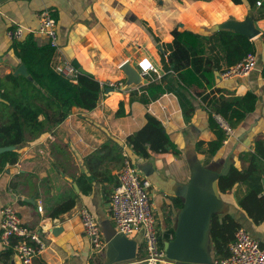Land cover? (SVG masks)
<instances>
[{
  "label": "crops",
  "instance_id": "0c3cea01",
  "mask_svg": "<svg viewBox=\"0 0 264 264\" xmlns=\"http://www.w3.org/2000/svg\"><path fill=\"white\" fill-rule=\"evenodd\" d=\"M156 1L160 6H155ZM196 1L202 2L190 0L193 4ZM165 2L167 4L169 0H6L0 4V77L10 72L15 75L26 72L11 48L12 40L7 37L6 29L15 25L37 29L36 14L47 8L56 19L58 48L54 62L76 59L86 72L106 87L113 88H104L95 109L74 107L57 127L16 147L18 160L1 172L0 209L5 203H11L22 222L41 230L45 241V248L33 258L32 264H144L142 233L131 236L118 233L111 218L110 195L117 184L116 172L122 165V157L104 158L95 169V180L88 193H82L75 182L80 173L88 174L85 158L109 138L122 147L121 151L129 155L150 181L151 201L163 247L176 238L181 240L177 253L185 260L172 258V263L160 264H203L196 260L205 257L213 261L216 257L210 236L212 209H205L210 201L212 203V197L190 189L188 185L197 170L211 173L223 171L229 164L240 167V153L253 151L256 139H264V78L261 73L264 18L254 20V10L231 0H220L221 6L216 7L219 10L210 13V19L216 22L225 21L230 15L236 22L251 17L259 29V34L251 39L255 42L257 65L246 75L228 79L219 77L222 68L215 74L212 87L199 91L208 97L242 96L249 91L257 96V101L254 110L233 128L232 134L225 136L223 144L205 163V154L198 152L195 145L203 141V147H206L214 133L208 126L207 105L201 97L189 96L194 112L187 123L172 93H165L144 104L137 99L139 91L134 100H129L130 92L139 90L148 82L147 76L150 78L155 74H140L136 64L140 58L148 57L157 66L158 76L156 74L154 81H159L163 74L160 54L163 53L167 59L169 51L166 44L171 41L170 31L175 26L197 31L206 38L212 31L205 32L203 27L195 29L185 21L178 23L177 20L183 18L184 6L168 9L163 7ZM198 23L202 24L201 21ZM34 37L38 44L46 43L45 36L34 32ZM124 63L140 75L137 81L127 79L121 69ZM119 101H123L124 114L116 116ZM147 112L162 122L180 150L179 154L161 152L143 158L127 145V135L142 127ZM262 183L264 185V179ZM240 187L244 190V186ZM236 188L234 185L226 192H219L216 184L213 197H217L215 203L219 209L213 212L230 213L241 227L264 244V221L260 224L252 222L238 204ZM72 198L74 204L70 209H58ZM189 198L195 199L196 205L190 209L188 220L183 223V207ZM81 208L95 215L104 243L100 252L92 248L83 233L79 216ZM55 212L59 213L55 215ZM198 237L200 241L196 243ZM0 264L22 263L0 242Z\"/></svg>",
  "mask_w": 264,
  "mask_h": 264
},
{
  "label": "trees",
  "instance_id": "16d2710c",
  "mask_svg": "<svg viewBox=\"0 0 264 264\" xmlns=\"http://www.w3.org/2000/svg\"><path fill=\"white\" fill-rule=\"evenodd\" d=\"M231 1L254 10V20L264 18V0ZM257 1L260 5H256ZM170 33L171 41L166 44L169 51L167 59L163 53L160 54L163 74L159 81H154L156 74L150 78L147 76L148 82L139 90H132L129 100H134L139 91L137 99L144 104L165 93H172L187 123L194 112L189 96L201 97L207 105L208 126L214 138L207 142L206 147H203V141L196 142L195 149L205 154V163H208L225 139V133L215 121L214 114H221L234 128L247 113L254 110L257 96L248 91L242 96L208 97L199 89L211 88L215 74L222 68L237 63L249 52H255V42L240 32L228 29L212 30L209 38L197 31L179 29L178 26ZM11 48L20 64L25 66L29 77L12 72L0 77V147H13L0 151V172L18 160L16 147L57 127L72 108L95 109L106 87L88 72L78 73L75 83L58 74L54 62L56 48L49 43L38 44L34 33L27 32L22 39L12 41ZM261 73L264 78V61ZM123 112V101H119L115 115L121 116ZM126 143L143 158L150 157L152 153H180L162 122L148 112L144 114L142 127L127 135ZM121 149L118 143L109 138L85 158L88 174L80 173L75 179L82 193L92 189L95 169L104 158H121ZM239 158L241 166L229 164L225 173L218 177L217 188L219 192H226L237 185L239 206L254 224H260L264 221V139L257 138L254 150L241 152ZM240 186H244V190ZM73 204L72 198L58 209L67 210ZM238 227H241L240 223L230 213H212L210 236L216 257L227 254L228 243Z\"/></svg>",
  "mask_w": 264,
  "mask_h": 264
},
{
  "label": "built area",
  "instance_id": "2783aa9c",
  "mask_svg": "<svg viewBox=\"0 0 264 264\" xmlns=\"http://www.w3.org/2000/svg\"><path fill=\"white\" fill-rule=\"evenodd\" d=\"M256 5H260L257 1ZM37 29H27L21 25L6 29L7 37L12 41L23 38L28 32L38 33L46 38L54 48H58L56 19L50 9H42L36 14ZM137 68L142 75L155 73L158 68L148 57L137 61ZM257 65L254 52L247 53L237 63L225 67L220 71L221 79L248 74ZM55 71L75 83L78 69L70 61H63L55 65ZM215 121L224 131L225 136L233 133V128L221 114H214ZM117 184L110 195L111 218L118 233L131 236L142 233L145 247L144 264L172 263L160 241V228L153 210L150 181L143 176L134 165L129 155L122 152V165L116 172ZM1 181V172H0ZM79 216L83 233L89 239L92 248L97 252L103 249L104 243L95 215L85 208H81ZM0 242L5 249L22 263L32 264L46 244L41 230L25 225L18 212L11 203H5L0 209ZM211 264H264V244L260 243L244 227H238L233 239L228 243L227 254L215 257Z\"/></svg>",
  "mask_w": 264,
  "mask_h": 264
},
{
  "label": "water",
  "instance_id": "95a60500",
  "mask_svg": "<svg viewBox=\"0 0 264 264\" xmlns=\"http://www.w3.org/2000/svg\"><path fill=\"white\" fill-rule=\"evenodd\" d=\"M6 0H0V4L2 2H4ZM226 25H221V23H216L212 26V30H218V29H228V30H233V31H237L240 32L244 35H246L249 39L254 38L257 34H259V29H257L253 22L251 17H246L245 20L243 22H236L234 20H229L225 22ZM157 48L159 49V51H161L160 49V45H157ZM72 64L75 65L78 69L79 73H86V71L79 66L78 62L76 61V59H73ZM23 65V64H22ZM26 69V68H25ZM121 69L125 72L127 79H129V81H137L138 78L140 77V75L131 67L128 66V63H124L121 66ZM18 74H23V73H18ZM23 75H26L29 77V75L27 74V72H25ZM106 90H112V87H105ZM12 146L9 147H0V151L6 150V149H12ZM225 167L223 169V171H217V172H206L203 170H197L193 176L190 179V183L188 185V187L190 189H195L197 191H200V193H204L205 195H210L212 197V203L210 201V203L208 204V206H206L205 209H212L210 211V219H211V215L212 213H214L213 211H215L216 209H219L217 206V203H215V197H213L215 194V189H216V182L217 179L220 175H223L226 171ZM187 195H185L184 197H186ZM217 198V197H216ZM187 200V197H186ZM206 201L208 202L209 199L206 198ZM196 205V200L195 199H188V201H186L184 203V215H183V223H186V221L188 220L189 217V212L190 209H194V206ZM209 229V227H208ZM205 230V227L202 229V232ZM200 237H198L197 240H195V242H199ZM199 240V241H198ZM180 242L181 240H179L178 238H176L174 241L171 242H167V244H164V249H166L167 251V256L169 258H177L179 260H185V257L178 255L177 250L180 247ZM193 242V243H195ZM192 242H190L191 244ZM193 245L191 246V249H193ZM197 262L203 263V264H211L212 260L209 261L208 259H206L205 257L200 258L199 260H196Z\"/></svg>",
  "mask_w": 264,
  "mask_h": 264
},
{
  "label": "rangeland",
  "instance_id": "374dc122",
  "mask_svg": "<svg viewBox=\"0 0 264 264\" xmlns=\"http://www.w3.org/2000/svg\"><path fill=\"white\" fill-rule=\"evenodd\" d=\"M177 1H179L181 3L182 2H185V3L184 4H177L176 2L174 3L173 0H171V1L169 0V2H167V4H166V2L164 3L163 7L169 9L172 7L177 8L178 6H184V9L182 10L183 11L182 12L183 18H180L177 21H178V23H183L185 21L188 24V26L193 27L195 29L203 27L205 29V32H209L215 23H218V24L221 23V25H226V23H225L226 21L234 20V16H232V15H230L229 19H226L225 21H222V22H216L215 20L212 21L210 19L211 11L215 10V9L219 10V8H216V7L221 6L220 0H202V2L196 1L194 4L192 2H190V0H177ZM203 3H205V6L203 5ZM154 4H155V6H160V4L157 3V1ZM210 6H213L214 8H211ZM200 21L202 22V24L198 23ZM100 128L104 133H106L102 127H100ZM106 136H107V133H106Z\"/></svg>",
  "mask_w": 264,
  "mask_h": 264
}]
</instances>
